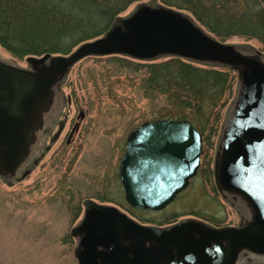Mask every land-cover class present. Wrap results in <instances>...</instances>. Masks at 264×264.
I'll return each mask as SVG.
<instances>
[{"label": "water", "instance_id": "water-1", "mask_svg": "<svg viewBox=\"0 0 264 264\" xmlns=\"http://www.w3.org/2000/svg\"><path fill=\"white\" fill-rule=\"evenodd\" d=\"M154 4L114 17L102 36L67 54L27 57L28 69L0 60V171L17 168L52 86L85 57L171 55L228 66L238 71L239 89L214 177L220 192L248 204L250 221L223 228L195 220L144 226L115 207L85 200L83 218L71 230L78 237L74 256L78 264H234L242 251L264 255V62L258 53L216 40L187 15ZM201 154L202 136L190 121L143 122L128 134L119 165L126 202L164 208L196 174Z\"/></svg>", "mask_w": 264, "mask_h": 264}, {"label": "rangeland", "instance_id": "rangeland-1", "mask_svg": "<svg viewBox=\"0 0 264 264\" xmlns=\"http://www.w3.org/2000/svg\"><path fill=\"white\" fill-rule=\"evenodd\" d=\"M149 1L129 4L121 16ZM154 5L159 6L156 0ZM168 9L187 15L204 29L187 11ZM224 43L258 53L264 62V49L257 39L230 36ZM27 57H15L0 46V60L5 63L28 69ZM170 58L88 56L55 82L27 146L26 160L40 157L38 164L24 179H19L18 169L7 180L0 177V264H78L74 256L78 238L71 230L83 218L85 200L115 207L144 226L168 227L195 220L223 228L250 221L248 204L237 195L220 192L214 177L222 132L238 94V71L198 62L200 67L219 71L222 80L214 90L210 83L201 98L195 97L200 105L196 111L174 96L179 93L178 81L153 70L154 64ZM160 119H185L194 125L204 140L201 163L188 186L163 209L133 208L124 198L118 169L127 135L143 122ZM70 130L74 132L67 143ZM57 131L61 135L54 145L48 140L39 145L40 133L51 137ZM250 255L242 251L236 262L248 258L242 264H264V256Z\"/></svg>", "mask_w": 264, "mask_h": 264}, {"label": "trees", "instance_id": "trees-1", "mask_svg": "<svg viewBox=\"0 0 264 264\" xmlns=\"http://www.w3.org/2000/svg\"><path fill=\"white\" fill-rule=\"evenodd\" d=\"M142 1L0 0V46L15 57L67 54L80 43L103 35L114 17L122 15L129 4ZM156 2L159 6L187 11L218 41L240 36L257 39L264 49V0ZM180 58L173 56L154 64L153 70L178 81L179 93L174 96L181 105L194 106L197 111L200 105L195 103V97L201 98L210 83L214 90L222 77L214 68H203L197 65L202 63Z\"/></svg>", "mask_w": 264, "mask_h": 264}, {"label": "flooded vegetation", "instance_id": "flooded-vegetation-1", "mask_svg": "<svg viewBox=\"0 0 264 264\" xmlns=\"http://www.w3.org/2000/svg\"><path fill=\"white\" fill-rule=\"evenodd\" d=\"M74 126L76 127L77 125H74ZM73 132H74V130L73 131L70 130V132L65 137V141L67 143H70V141L72 139ZM60 135H61V131L60 132L59 131L55 132L51 137H50L49 133L42 132V133H40L38 135L39 145L41 147H43V145L45 144V142H47V140H48L49 145L52 146V145H54L59 140ZM45 149L48 150V151L50 150L48 146ZM39 158L40 157H37V158L33 159L32 161L31 160H26L27 159L26 158V155L22 158V160L20 161V163L18 164V166L16 168L20 172L19 173V176H18L19 179H24L25 177L28 176V174L31 171V169L33 168V166H36L38 164ZM118 168H119V166H118ZM9 176H10V173L7 172V171L0 172V177L3 180H7L9 178Z\"/></svg>", "mask_w": 264, "mask_h": 264}, {"label": "bare ground", "instance_id": "bare-ground-1", "mask_svg": "<svg viewBox=\"0 0 264 264\" xmlns=\"http://www.w3.org/2000/svg\"><path fill=\"white\" fill-rule=\"evenodd\" d=\"M250 257H254V258H257L258 256H255V255H250ZM249 259L248 258H245V259H241L240 261H239V263H238V261L236 262V264H242L244 261H248ZM235 264V263H234Z\"/></svg>", "mask_w": 264, "mask_h": 264}]
</instances>
